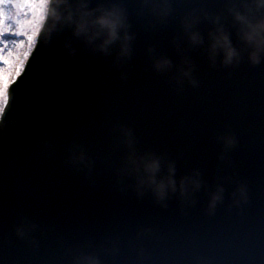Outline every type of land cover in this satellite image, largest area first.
Segmentation results:
<instances>
[{"label": "clouds", "instance_id": "9594fccd", "mask_svg": "<svg viewBox=\"0 0 264 264\" xmlns=\"http://www.w3.org/2000/svg\"><path fill=\"white\" fill-rule=\"evenodd\" d=\"M134 4L135 14L144 19L146 29L158 30L173 19L177 21L178 30L168 42L178 57L177 63L157 45H149L145 50L152 70L158 74L175 72L179 83L187 81L192 87H198L193 53H198L213 66L219 64L224 68L236 67L243 62L252 67L264 65V0H223L219 11L211 10L203 0H193L182 12L174 7L173 0H135ZM40 7L39 31L45 33L50 44L64 32H69L61 46L70 58L77 56L76 42L94 53L112 57L117 65L135 56L137 33L133 30L134 10L129 0H44ZM202 24L206 25V31H201ZM233 33L236 43L232 39ZM122 78H126L123 73ZM8 132L0 119V140ZM120 136L124 152L118 177L138 197L150 194L158 204L165 205L170 197L188 198L204 187L203 174L198 169L177 178V159L156 151L141 150L131 129L121 128ZM220 139L226 148L237 143L234 136L227 134ZM74 162L88 164L86 152L80 150ZM235 195L246 201V188L239 187ZM224 196L223 185L209 193L210 213L214 214ZM37 227L26 218L21 219L14 228L15 236L35 244L31 233ZM71 255L72 264H105V257H112L115 252L108 246L98 249L85 245Z\"/></svg>", "mask_w": 264, "mask_h": 264}, {"label": "water", "instance_id": "95a60500", "mask_svg": "<svg viewBox=\"0 0 264 264\" xmlns=\"http://www.w3.org/2000/svg\"><path fill=\"white\" fill-rule=\"evenodd\" d=\"M130 4H133V16L131 21H133V30L137 33L136 48L138 50L144 49L149 45H156L155 42H152L147 38L143 33L145 29L143 24H137L135 20L137 16L135 14V0H129ZM94 6V4H93ZM44 34V36H43ZM69 32H64L61 37L50 44L46 38L44 32H42L39 38V44L37 48L41 50L39 55L43 57L45 53H50L52 51H57V57H59V69L55 65L52 68L51 73L46 75V78L50 82L57 84V90H53L54 94L51 97V107L44 110L42 108L37 109L36 112L27 114V109L24 111L15 110L16 105L18 106V94L24 89V87L19 84L25 81L23 76L12 86V100L8 105L7 111L3 117V125L9 129L8 134L12 131L15 125L21 120V124L17 129L16 136L6 135L3 140H0V150L1 152H12L18 148V136L21 132H27L38 134L44 131L48 127L49 123L46 124L47 116L50 114V108L53 109L55 114H62V119H54L55 128L60 129L62 134H65L66 131L69 132L68 138L64 139L61 137V142L64 144V149L62 150L61 159L64 163V170L70 167L71 163L80 146L84 145H96L99 142V137L97 132L99 129H90L86 131L92 121L90 120V115L87 114L88 107L94 105V111L99 114H103L105 108L109 104L111 95H107L100 98L99 104L91 103L87 96V91L82 89L79 82H77L76 70L88 71L93 65H96L94 60H105L110 59L111 57H105L99 53H94L88 50L84 45L79 42L75 43L77 48V56L75 59L70 58L64 49L61 46V41L69 36ZM64 36V37H63ZM233 42L236 43V37H232ZM42 41V42H41ZM35 53L32 54L27 67L31 64L34 59ZM44 54V55H43ZM174 63L178 62V57L176 55H169ZM193 58L196 64V70L194 72L195 78L199 81L198 87H192L187 81L179 83V95L180 101L178 106L173 104L171 106V114L174 118H178L181 114L183 115V121L185 129L188 125H185L186 121H194L199 118L204 112L209 109H215L218 113L221 114L222 119L225 123L231 121H237L243 126L247 133L263 135L264 136V65L258 67H252L247 62L241 63L239 66L232 68H224L219 64L213 66L198 53H193ZM113 59V58H111ZM110 59V60H111ZM28 70V69H27ZM26 70V72H27ZM25 72V73H26ZM44 71L43 73H45ZM105 73V68L103 70ZM87 74V73H86ZM25 75V74H24ZM29 79V76L27 77ZM71 79H74L71 84ZM168 80H164L163 84ZM134 83V82H133ZM175 81L172 80V84L161 89L147 90L148 97L151 99L155 97L156 99H164L163 97H169L173 94L172 89L175 86ZM153 85H155L153 83ZM136 92H139L136 90ZM30 91H22L20 96L22 98L28 97ZM77 101L81 106H77V113L80 114L79 117L74 116L72 120L65 118L73 103ZM118 105L124 107V110H121L118 107L117 116L120 123V128H128L134 131L136 137L139 140V144L143 143L145 140V134L140 133L135 130L134 127L128 125V119H132L129 112V106H125L118 103ZM84 107V108H81ZM82 109V110H81ZM60 111V113H59ZM218 113H214L217 115ZM27 114V115H26ZM190 123V122H188ZM24 125L25 127H23ZM227 127H230L227 124ZM198 128L195 126V129ZM173 135H167L165 137H160V140H166L171 138ZM201 136H198L200 142ZM209 140V139H208ZM71 143L75 146L72 147ZM202 143V142H200ZM115 152L121 151L124 149L122 146H116L113 148ZM208 147L202 149V152L206 154ZM33 153L38 151L37 148L32 149ZM8 156H12L11 153H8ZM211 154L208 158L203 159L199 163L198 170L203 174L204 180V196H197L195 193L188 198H183L181 202V209H174V219H167V222H161L156 224L150 230V234L155 237V239L149 245H152V253L155 254L160 250L166 242L169 241H178L185 234L196 233L194 229V224L200 223L201 231H212L214 225L218 223L224 224L227 223L231 212L237 207V210L240 214L245 215L249 212L251 207V202L247 204L238 203L232 197V186L230 181L227 180V176L222 173L221 184L225 188L226 195L224 200L220 203L214 214L210 213L209 210V193L214 191L218 185H220L219 180L216 177L209 178L205 165H211L213 160ZM59 161L57 165H59ZM58 171L59 169H54ZM264 196V195H263ZM177 206V205H175ZM185 213L184 215L182 213ZM180 215H182V221L179 220ZM155 231H158L155 233ZM199 231V229H198ZM249 238V234L243 231H239L236 236V241H244ZM148 245V246H149ZM264 251V246L262 250ZM137 255L133 256V259H136ZM198 263L201 264H211L212 258H198Z\"/></svg>", "mask_w": 264, "mask_h": 264}, {"label": "snow or ice", "instance_id": "6c2138e0", "mask_svg": "<svg viewBox=\"0 0 264 264\" xmlns=\"http://www.w3.org/2000/svg\"><path fill=\"white\" fill-rule=\"evenodd\" d=\"M44 0H0V119L12 100V86L24 74L40 34Z\"/></svg>", "mask_w": 264, "mask_h": 264}, {"label": "bare ground", "instance_id": "6f19581e", "mask_svg": "<svg viewBox=\"0 0 264 264\" xmlns=\"http://www.w3.org/2000/svg\"><path fill=\"white\" fill-rule=\"evenodd\" d=\"M34 233V231L31 233V235ZM7 250V247L6 246H4V247H2V248H0V256H3V254H4V252ZM221 250V248H220V246H218V247H216L215 248V250L213 251V253H214V257L213 258H217V253H218V251H220ZM222 254V253H221ZM222 257H224V255L222 254ZM216 264H220V261L218 260V258H217V262H216Z\"/></svg>", "mask_w": 264, "mask_h": 264}]
</instances>
